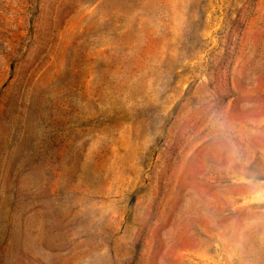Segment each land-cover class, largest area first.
Returning a JSON list of instances; mask_svg holds the SVG:
<instances>
[{
	"label": "rangeland",
	"instance_id": "374dc122",
	"mask_svg": "<svg viewBox=\"0 0 264 264\" xmlns=\"http://www.w3.org/2000/svg\"><path fill=\"white\" fill-rule=\"evenodd\" d=\"M0 264H264V0H0Z\"/></svg>",
	"mask_w": 264,
	"mask_h": 264
}]
</instances>
